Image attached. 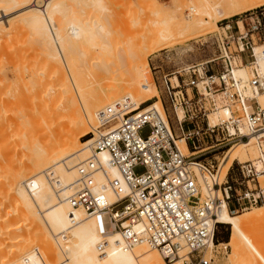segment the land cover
I'll return each mask as SVG.
<instances>
[{
    "label": "rangeland",
    "instance_id": "rangeland-1",
    "mask_svg": "<svg viewBox=\"0 0 264 264\" xmlns=\"http://www.w3.org/2000/svg\"><path fill=\"white\" fill-rule=\"evenodd\" d=\"M16 1L18 4L19 0ZM36 1L39 7H43L46 0ZM61 1L64 11L62 9V17L59 16V20H61V18L62 20L59 21V23L62 22L63 31H67L68 28V32H71L72 30L74 31L75 27L79 30L77 36L76 34L75 36L73 35V31V34L68 33L71 38L68 36L69 39H66L69 40L72 46L70 49H67V56L69 59L71 58L70 60L73 63L75 62L78 66L80 65L84 67L83 78L85 79V82H83L82 85L86 87L85 96H87L90 105L93 107L105 103L107 99L111 98L116 93H128L131 88V86L128 85L129 83L126 84L127 82H119L115 76L117 75L119 78L122 75L120 77L122 79L123 74H112V78L115 79L112 81L110 80L111 74H109L110 77L108 74L103 75L102 70H99L101 67L104 68L109 65L110 68H113V65L110 64L125 62L127 61V58L130 60L131 56L129 57L128 55L129 53L131 55L133 51H135V53L141 52V55L146 56L148 52L146 40L150 39L152 34H155L153 31H157L156 29L158 28L164 31L165 34L167 33L168 36L170 35V39H168H173L174 41L168 40L170 43L167 45L168 47L166 46L146 58L151 71V81L154 83L159 93V107L161 112L163 107L168 122L170 123V128H172L175 135H181L182 127L186 135L202 129L199 133L200 142L195 144L197 149H189V151L196 153L194 156L197 157V161L218 168L219 162L224 157L225 153L234 144H237V142L230 141V139L227 138L226 131L216 137L219 141H215V137L211 138L208 134H204L207 123L206 116L209 117L222 110L219 109L216 111L220 106V96L214 98L206 97L205 99H202L199 105H195L198 98L196 90L185 85L190 77V73L187 72V69L190 68V70H192L193 68L196 69L203 66L208 73L220 72L222 71V65H224V52H227L230 56L233 68L236 65L237 70H244L247 75V80H249L252 73L250 66H246L243 55L252 63L253 59L251 57V52H249L250 50H248L247 47L251 46L254 49L264 46V6L227 19H222L218 14L213 18V21L216 22L217 28L207 30L206 28H202L206 26L203 25V23L201 25L200 22H208L209 18L207 13L209 15H214V10L223 14L229 13L230 11L228 12L227 5L230 0H207L208 3H205L204 0ZM14 4L15 3H13V5ZM17 4H15L16 6L12 5L13 10H10L8 5H0L1 8L7 7L9 9V12H6L7 15L0 19V21L4 22L6 25L5 29L0 31L3 37L0 40V151H3L2 147L4 146L5 148V145L12 148H10L12 153H10L9 148H7L11 155L7 153H5L7 157L0 155L5 157H0L2 158L0 159V264H51V262L52 264L60 262V264H64L65 262H62L63 257L60 256L63 247H61V250L59 248V242H54L56 240L53 239L54 236L49 232V228L47 229L46 227L47 230L44 231L45 226L43 224L41 225L42 222L40 217L36 218V214L29 212V208L27 210V207H29L27 201L23 200L21 195L17 193V188L21 184L28 182L32 177L29 171L32 165L30 163H33L34 159L37 160L35 162L40 163L41 160H39V162L37 158L41 156L43 157V152H46V148H57L55 146L61 144L64 140L63 135L65 134V131H68L67 129H69V122L65 119L68 115H65L64 117L63 114L65 109L61 108L62 104L65 107V103L62 102L61 98L60 101L59 98L55 99L57 97L55 94L61 90V85H59L60 81L55 77L54 73L56 69L48 65L45 55L46 53L41 49L34 31L21 21L23 15L18 10L21 9L23 5H21L22 3L20 2L19 4L21 6ZM18 6L19 8H14ZM41 10H43V8H41ZM229 10H232V7ZM250 13L253 14L250 15ZM18 17L21 22L18 21ZM251 17L259 18L261 25L260 31L253 33L249 32ZM211 22L212 21H210V24ZM200 28L205 32L203 33ZM245 34L249 36H247V38H250V35H253L250 39V44H247L246 38L241 41L238 40L239 38L244 37ZM36 42L37 44H35ZM105 43H111L113 45H110L111 47L109 46V48H107L106 46L109 44L106 45ZM163 43L165 44L166 42L164 41ZM101 44H104V49H109V52H106L107 54ZM241 44H244V51L236 54L235 52L238 51V46H241ZM65 46V48H67L66 44ZM100 49L102 51H100ZM119 50L122 52L119 53ZM244 52L245 54H243ZM93 56L96 60L93 58L91 59ZM113 59H116V62ZM86 62H88V64L90 62L92 63L84 66ZM82 63L84 64L82 65ZM240 63H242L243 66H240ZM96 64L102 66L99 68ZM121 66V69H123L122 71L125 74L127 71L124 72V68L126 67L127 69V66L125 65L124 68L123 64ZM237 70L235 69V71ZM128 76L126 77L127 79ZM101 77H104V79L98 82ZM175 77L179 79V87H176L177 80H174ZM54 78H56V80ZM96 79L97 81L95 82ZM181 79L184 80V83L180 81ZM164 80H169L172 87H176L171 91V97L166 93L165 85L163 83ZM112 84H119L121 87L118 90H114ZM48 88H50V90ZM47 91L48 94L46 93ZM50 91L52 92L51 94L49 93ZM49 94L51 96H48V99L47 95ZM210 98L215 100L216 106L213 105ZM187 99L190 100V102L184 107L183 100L187 101ZM159 100H149L145 103L139 104L134 110L139 112L146 107L152 106L157 101L159 102ZM57 103L60 104L58 105ZM49 105H51V107ZM254 108H257L255 104ZM61 109H63V111H61ZM55 112L57 113L56 115ZM61 116L62 118H59ZM224 121L219 120L218 123ZM148 134L149 130L146 127L141 132V136L146 137ZM90 137L91 136L88 135L80 140L84 141ZM216 144L220 145L207 149ZM252 148H254L253 145ZM32 150L34 154L31 152ZM255 150L256 149L254 148V151ZM6 151L7 150L4 152ZM40 153L42 154L40 155ZM31 154H33L32 156L34 158L30 157ZM38 154L39 156H37ZM255 154L257 155L256 152ZM256 155L249 162L255 163L257 161ZM30 159H32L33 162H31L32 160ZM12 161H14L15 164ZM143 171L144 169L142 167L134 169L136 174H141ZM225 176H227L226 179L229 183H232L233 180H238V183H240V180L242 179L237 169V161H234L229 166ZM225 176H221V181L224 180ZM259 180L262 184L263 178ZM233 186L234 188H239V185L236 183H234ZM230 207L234 209L236 204L232 202ZM260 207H264V205L259 206L258 208ZM258 208L238 211L237 213L233 212L231 215L249 214ZM30 214H33L32 217ZM47 231L52 236L49 234L45 235ZM259 237L260 243H258L262 248V253L264 255V230L260 232ZM229 239L230 227L223 224L218 226L215 237V248L213 249L212 254H210L217 264H252L249 260L238 262L231 257V248L226 246ZM44 252L46 254L45 256ZM77 260L79 262H86L90 260V255H84V257ZM253 262V264H262L256 261Z\"/></svg>",
    "mask_w": 264,
    "mask_h": 264
},
{
    "label": "built area",
    "instance_id": "built-area-1",
    "mask_svg": "<svg viewBox=\"0 0 264 264\" xmlns=\"http://www.w3.org/2000/svg\"><path fill=\"white\" fill-rule=\"evenodd\" d=\"M250 20L249 32L260 31L259 18ZM247 49L253 53L251 46ZM237 50L236 54L243 52L244 44ZM223 58L220 72L208 73L203 66L188 68L190 77L185 85L196 90L195 105L206 97L220 96L219 107L229 112L230 121L210 126L206 116L204 134L219 141L216 137L226 131L230 141L239 143L248 140L238 128L244 126L256 148L260 169L253 162L237 161L242 180L240 183L231 180L239 185L234 188L227 176L220 180L218 168L197 161L196 156H185L179 150L175 141L178 137L184 139L190 150H196L202 129L186 135L181 128V135L177 136L168 126L164 109L165 115L152 108L136 112L131 100L123 98L97 113L98 128L107 130L96 136L90 133L93 141L89 155L78 165L77 180L66 195L72 209L83 210L96 219L100 235L117 233L120 238L117 244L124 249L144 244L155 249L168 264L177 259H181L182 264H217L210 254L215 248L217 228L222 225L218 217L224 207L232 214L264 205V108L257 106L251 110L245 95L246 86L254 95L264 92V79L255 65L250 64L252 76L246 85L242 84L233 75L227 52ZM261 58L264 61V46ZM175 78L179 87V79ZM163 83L171 97L176 87H172L169 80ZM183 102L185 107L190 100ZM146 127L149 134L142 137L141 132ZM229 127L234 133H230ZM102 153L107 155L105 162L100 157ZM137 167H142L143 173L136 174ZM111 170L117 172L118 177L110 175ZM98 175L101 183L95 179ZM260 178H263L262 184ZM108 192L112 200L108 199ZM232 202L236 204L234 209L230 207ZM107 244L102 243L100 251H104Z\"/></svg>",
    "mask_w": 264,
    "mask_h": 264
},
{
    "label": "bare ground",
    "instance_id": "bare-ground-1",
    "mask_svg": "<svg viewBox=\"0 0 264 264\" xmlns=\"http://www.w3.org/2000/svg\"><path fill=\"white\" fill-rule=\"evenodd\" d=\"M2 1H0V2H2V3H0V5H2V4L6 5V6L8 5L10 10L11 9L13 10V6L15 4H17L16 0H5V1L2 0ZM19 2L22 3L21 5H23V7H21V9L18 10L23 15V16L21 15L22 16L21 21L27 27H29L30 29H32L34 31L41 49H43V51H45V53H46L45 55H46L48 65H50V67H54V69H56V71H54V73H55V77H57V79H59V81H60L59 85H61V90H59L60 92L57 90L58 95H57V93L55 94V96H57L55 99L59 98V101H60V98H61L62 102L65 103V107L62 104L63 107L61 106V108L65 109L64 110L65 112L63 114L64 117H65V115H68V117L66 116L67 118L65 117V119L67 120V122H69V127L67 124V127L69 129H67L68 131H65V134L63 135L64 137L62 136L64 138V140L61 142V144H58L57 146L54 145L57 148H54V147H52V149L46 148V152H43V157L41 156V157L37 158L38 161L41 160V162L39 161L40 163L35 162V161H37L35 159H34V162L32 159H30V160H32L31 162H33V163H30L32 165H31V169H29L32 177L28 182H26L25 184L24 183L21 184L17 188V193L21 195L23 200L27 201V205L29 206V207L26 206L27 210L29 208L30 209L29 212L36 214V216H37L36 218L40 217V220L42 222L41 225L43 224L45 226L44 231H46L49 228V232L54 236L53 239L56 240V241H54V240L53 241L59 242L58 244H59L60 249H61V247H63L62 248L63 250L61 249L62 251L60 252V256L63 257L62 262H65L64 264H167L163 260L161 255L155 249H151L144 244L136 245L130 249H128V248L124 249L123 247H121L120 244H117V241L120 240L119 235L117 233H108L106 236L100 235L99 231H98L96 219L86 215L83 210L72 209L66 201V195L68 194L70 187L73 186V184L76 182L77 177H78L77 167L89 155V145L93 141L92 136L90 138L84 140V141H81L80 139L85 138L86 136L90 135L91 132H93L94 136H96V134L98 132H104L107 130L104 127L97 129L98 128L97 123L95 124V120L97 118V113L100 110H103L109 106H112L115 102H117L123 98H129L131 100V102L133 103L134 108H136L139 104L145 103V102L152 100V99L159 100L158 90L155 87L154 83L151 81L152 79L150 78L151 77L150 76L151 71H150L149 66L147 64L146 58L149 55H151L152 53H154L158 50H161V49L165 48L168 44H170L168 42V40L170 39V37H169L170 35L168 36L167 33L165 34L164 31H162L161 29L156 27V28H158V29L155 28L157 31H155V30L153 31V32H155V34L154 35L152 34V37L150 39H148V40L145 39L147 42L146 47L148 48L147 49L148 52H147L146 56L141 55V52L140 53L136 52L139 54V57H138V54L135 55L136 53H135V51H133L132 53H134V54H132V53H131V55H130V53H129V55L127 54L129 57L131 56L130 60H129V58H127V61H125L126 59L124 60L125 62H121V63L118 62L115 64H113V63L110 64V65H113V68L112 67L110 68L109 65H108V67L103 68V67H101L102 65L100 66V65L96 64L99 66V68L100 67L102 68V69L100 68L99 70H102L103 75L108 74V76H109V74H111L110 80H112V81L115 80L112 78V76L115 73H117L118 75L123 74V78L125 76L124 79L120 78L122 75L119 77L120 80H119L117 75H115V76L117 77V80L119 82H125V83L127 82L126 84L129 83L128 85L131 86V88H130V91L128 93H116L111 98L107 99L105 103H101V104H98V105L93 107L92 105H90V103H89L90 101L88 100L87 96H85L86 87L82 85L83 82H85V79L83 78V72H84L83 68L84 67L80 66V65L78 66V64H75V62L73 63L70 60L71 58L69 59V57L67 56V49H70L72 46L70 44L69 40H67V39H69L68 36L70 33L73 34L72 33L73 30L71 29L72 31L68 32L69 30L67 28V31H63L62 22L59 23V21L62 20V18H61V20H59L60 19L59 16L62 17L63 13L61 14V12H62V9L64 8L62 6L63 4L61 5L62 1L61 0H46L43 7H39L37 5L36 0H21V1L19 0ZM19 2H18V4H19ZM204 2L208 3L207 0H204ZM13 3H15V4L13 5ZM227 6H228V12L229 11L230 12L226 13V14L219 13L216 10H214V15H209L206 12L209 20L212 22L210 24V21L208 19H207L208 22L207 21L206 22H200L201 25L203 23V25L206 26V27H202V28L203 29L206 28L207 30L212 29V28L213 29L217 28L216 22L213 21L214 16H217L219 14L222 19H227V18L236 16L238 14L247 12L249 10L264 6V0H230L228 2ZM231 7H232V10H229ZM14 8H19V6L14 7ZM41 8H43V10H41ZM9 9L7 7L6 8L0 7V19L7 15L6 12L7 11L9 12ZM63 11H64V9H63ZM10 12H12V11H10ZM197 13H199V12H197ZM18 21H20V18ZM196 25H198V24H196ZM201 25H200V27H201ZM5 27H6L5 23L0 21V31H2V29H5ZM7 27H8V23H7ZM65 28H66V26H65ZM202 28H200V29L202 30ZM8 29H9V27H8ZM78 31H79L78 28L75 27L74 31H73L74 32L73 35L75 36V34H76V36H77ZM204 32L205 31H203V33ZM1 38H3V37H2V33L0 32V40H1ZM173 38H174V36H173ZM103 41H106V40H103ZM162 41L163 42L165 41L166 43L164 44ZM169 41H174V40L172 39ZM142 42H143V40H142ZM111 43L110 44L108 43L109 45L105 43L106 45H108V46H106V45L105 46L107 48H109L110 45H113ZM160 43H163V44H160ZM35 44H37V42ZM65 44L67 45V48H65L66 47ZM103 45L101 44L102 48L104 47ZM139 48H141V47H139ZM101 49H100V51H102L104 48L102 50ZM104 50H106L105 53L109 52L108 51L109 49L108 50L104 49ZM104 50H103V52H104ZM120 50H119V53L122 52ZM261 51H262V47L261 48L260 47L254 48L253 53L251 52V57L253 59V62L251 64H253V66L255 65V67L257 65L256 69L258 71V74L260 75L261 78L264 79V61H262V58H261ZM130 52H131V50H130ZM115 53H114V55H115ZM243 54H245V52ZM132 55H134V56H132ZM140 56H142V57H140ZM103 57H104V55H103ZM92 58L94 59V56L91 57V59ZM116 58H117V56H116ZM118 58H119V56H118ZM132 59H134V60H132ZM88 60H90V59H88ZM94 60H96V59H94ZM113 60H115V62H116V59H113ZM102 61H103V59H102ZM86 63L84 66L90 65V63H92V62H90L89 64H88V62H86ZM83 64L84 63H82V65ZM93 64H95V63H93ZM100 64H102V63H100ZM122 64H123V68L125 67V65L127 66V69H126V67L124 68V72L127 71L126 73H128L129 76H128V74L123 73V71H122L123 69H121ZM98 66H96V67H98ZM240 66H243V65L241 64ZM235 69L237 70L236 65L233 69L234 77L236 79H239L242 84L246 85V82L249 81V80H247L246 72L242 69H238L237 71H235ZM127 76H128V79L126 78ZM116 77H114V78H116ZM54 79L56 80V78H54ZM103 79H104V77H101L98 82L102 81ZM96 81H97V79L95 80V82ZM120 87H121V85H119V84L118 85L112 84V88L114 90H118ZM48 89L50 90V88H48ZM102 91H103V89H102ZM46 93L48 94V91ZM49 93L51 94L52 92L50 91ZM50 94L47 95L48 99H49L48 96H51ZM53 95H54V93H53ZM245 95L249 98L248 106L251 110H255L254 104L256 106H259L260 108L261 107L264 108V92L257 93L256 95H254L253 93H251L250 88L248 86H246ZM44 98H45V96H44ZM46 102H47V100H46ZM51 102H52V100H51ZM57 104L59 105L60 103H57ZM159 104H160V100H159V102L157 101L152 106L146 107L139 112H142V111H145L147 109L152 108V109L158 110L162 115H165V114H163L164 113L163 107H162V112H161ZM58 105H57V107H58ZM49 106L51 107V105H49ZM63 109H61V111H63ZM219 109H222V110H220V111H218V113L216 112V113H214L208 117V123L210 126L216 125L219 120H222V121L227 120L228 122L230 121L229 120V112H227L226 109L220 108V107H218L216 109V111ZM56 114L57 113L55 112V115ZM59 118H62V116ZM167 122H168V120H167ZM168 126L170 128L169 122H168ZM238 128H239L240 133L243 136L248 137V140L234 144L225 153L224 157L220 160L219 166H218V175L220 176V180H221V176L222 177L225 176L229 166L234 161H238L239 163L249 162L256 155L255 152L257 153L256 150L254 151L255 147L253 145V140H251V136L248 133V131L246 130V128L242 125H240ZM170 130H171V128H170ZM182 131L184 133L183 127H182ZM229 131H230V133H234V130L231 127H229ZM171 132H172V130H171ZM175 141H176V144H177L179 150L182 152L183 155L194 156L196 154V153H192L189 151V148L186 146L183 138L179 137ZM252 145L254 148H252ZM7 148H9L10 153H12L11 152L12 148L10 146L5 145V148H4V146L2 147L3 154L0 151L1 152L0 155H4L5 157H7L5 153L10 154L9 150ZM4 149L7 151L4 152L5 151ZM15 149H17V148H15ZM31 152L34 154L33 150ZM33 154H31L30 157L34 158L32 156ZM41 154L42 153H40V155ZM37 156H39V154ZM0 157L5 158L3 156H0ZM9 157H11V156H9ZM30 157H28V158H30ZM100 157L102 160H104L103 162H105L107 160L106 153H102L100 155ZM2 158H0V159H2ZM12 162L14 163V161H12ZM254 165L256 166V168L258 170L260 169V166H259L257 161L254 163ZM110 175H112L113 177H118L117 172L112 171V170L110 171ZM95 179H96L97 183L102 182V178L99 175ZM60 190H62L61 191L62 193L59 192ZM107 197H108V199L112 200L111 194L109 192L107 193ZM258 207H256V208H258ZM32 215H31V217H32ZM34 216H33V218H34ZM218 220L221 224L227 225L230 227V239H229V242L227 243L226 246L231 248V251H232L231 257H233L238 262L239 261L245 262L246 260L247 261L249 260L250 263H252V264L254 263L253 261L260 262V263L264 264V255L262 253V248L259 245V243H260L259 242L260 232H262L264 230V207H260L258 209H255L252 211V213H249V214L233 216L228 212L227 206H225L222 213L219 215ZM46 227H47V229H46ZM50 233H48V231H47V233H45V235L46 234L50 235ZM52 235H50V236H52ZM104 242H107L108 244L104 248V251H100L99 246ZM44 245H45V243H44ZM45 255L46 254L44 252V256ZM84 255H88V256L90 255V260H88L86 262H83V261L79 262L77 259L84 257ZM242 260H244V261H242ZM57 261H58V259H57ZM60 263H57V264H60ZM181 263H182V260L177 259V260H175V262L173 264H181ZM51 264H52V262H51Z\"/></svg>",
    "mask_w": 264,
    "mask_h": 264
},
{
    "label": "crops",
    "instance_id": "crops-1",
    "mask_svg": "<svg viewBox=\"0 0 264 264\" xmlns=\"http://www.w3.org/2000/svg\"><path fill=\"white\" fill-rule=\"evenodd\" d=\"M253 35H250V38L252 37ZM249 37V36H248ZM247 39H249V38H247ZM243 58H244V60H245V63H246V65L248 66L249 64H251V62L249 61V59L246 57V56H244L243 55ZM242 64V63H241ZM243 65V64H242ZM175 79V81L177 80L176 78H174Z\"/></svg>",
    "mask_w": 264,
    "mask_h": 264
}]
</instances>
